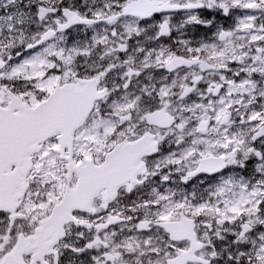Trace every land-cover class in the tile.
<instances>
[{"label": "snow or ice", "instance_id": "snow-or-ice-1", "mask_svg": "<svg viewBox=\"0 0 264 264\" xmlns=\"http://www.w3.org/2000/svg\"><path fill=\"white\" fill-rule=\"evenodd\" d=\"M0 264H264V0H0Z\"/></svg>", "mask_w": 264, "mask_h": 264}]
</instances>
